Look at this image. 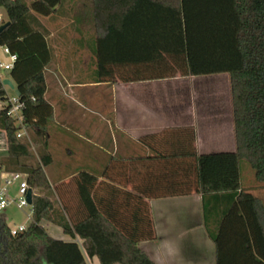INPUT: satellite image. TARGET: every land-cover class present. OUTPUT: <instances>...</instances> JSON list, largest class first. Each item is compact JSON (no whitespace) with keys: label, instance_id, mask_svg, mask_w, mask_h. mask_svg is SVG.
Segmentation results:
<instances>
[{"label":"trees","instance_id":"1","mask_svg":"<svg viewBox=\"0 0 264 264\" xmlns=\"http://www.w3.org/2000/svg\"><path fill=\"white\" fill-rule=\"evenodd\" d=\"M66 1L0 0L10 21L0 32V45L16 55L6 77L24 102L21 123L0 110L7 147L0 167L23 172L32 189L30 221L23 230L12 234L0 212V264H84L83 251L100 264H157L139 245L152 237L143 195L192 191L202 193L203 204L213 197L230 201L213 235L216 264H264V200L241 175L250 167L264 187V0H88L98 78L131 82L219 72L229 77L235 151L227 155L233 169L227 180L220 186L201 180L197 155L189 173L172 163L163 165V172L144 173L135 184L138 195L128 192L137 199L131 223L114 217L111 210L118 207L99 196L96 174L81 170L68 182H56L66 174L52 177L46 169L53 160V110L45 97V68L53 50L41 17L60 11ZM7 87L0 81V94ZM208 159L203 155V174H210L204 173ZM70 183L76 191L62 190ZM67 192L75 193L82 207L76 217L66 205ZM108 195L118 196L112 188ZM234 217L243 228L230 239L226 226ZM43 220L58 224L72 239L53 237Z\"/></svg>","mask_w":264,"mask_h":264},{"label":"crops","instance_id":"2","mask_svg":"<svg viewBox=\"0 0 264 264\" xmlns=\"http://www.w3.org/2000/svg\"><path fill=\"white\" fill-rule=\"evenodd\" d=\"M88 8V0H68L60 11L41 17L53 50V60L45 68V97L53 110L49 133L53 160L47 166L48 173L52 177L66 174L57 177L56 182H68L81 170L96 174L99 196L105 203L112 200V205L118 207V211L111 210L114 217L126 223L132 222L137 208L136 197L128 192L138 195L135 184L141 182V175L163 172L165 164H177L183 173H189L197 155L200 179L220 186L227 180L226 173L233 171L227 155L235 151L228 74L176 75L131 82L98 78L88 38L93 32L86 15ZM0 48V59L8 60L4 46ZM87 52L89 62L81 66ZM3 73L6 76L7 71ZM0 136L1 156L7 148L1 128ZM205 154L209 155V164L204 173L210 174H203ZM6 172L0 167V182ZM75 186L70 183L62 190L76 191ZM111 188L118 194L114 199L108 195ZM259 196L264 200L263 194ZM64 197L71 214L78 216L82 207L76 194L67 192ZM143 198L152 237L139 245L153 261L216 264L213 235L230 201L213 197L203 204L199 191ZM42 224L53 237L72 239L58 224L47 220ZM226 228V236L232 239L243 225L234 217ZM76 239L81 243L79 236ZM167 246L172 247L174 255L167 254ZM83 252L84 264H100L96 255L90 257Z\"/></svg>","mask_w":264,"mask_h":264},{"label":"built area","instance_id":"3","mask_svg":"<svg viewBox=\"0 0 264 264\" xmlns=\"http://www.w3.org/2000/svg\"><path fill=\"white\" fill-rule=\"evenodd\" d=\"M5 20V14L0 11V24ZM4 51L8 54V60L0 59V81L2 82L6 77L3 72L9 70L13 66V62L16 58V55L14 53H11L6 46H4ZM4 85H6V87H9V85L6 83H4ZM7 88L5 93L0 94V110L5 109L6 113L10 117L16 120V122L21 123L23 118L22 107L24 105V102L19 99L18 95L15 92L10 95L7 91ZM23 132V129L19 130L17 132V135L19 136ZM13 186L16 187V193L11 196L10 189ZM27 188L28 185L25 174L23 172L9 171L3 173L2 182H0V212H2L11 201H14L18 207L30 205V203H28L26 199ZM25 227V224H19L15 227H10V231L12 234H15L18 231L23 230Z\"/></svg>","mask_w":264,"mask_h":264},{"label":"rangeland","instance_id":"4","mask_svg":"<svg viewBox=\"0 0 264 264\" xmlns=\"http://www.w3.org/2000/svg\"><path fill=\"white\" fill-rule=\"evenodd\" d=\"M0 11L5 14V11H4V9L2 7L0 8ZM5 16H6V14H5ZM2 51H3V49L0 48V56L3 53ZM82 58H83L84 62H82L83 64L81 66H85V64H87L86 62L87 61L89 62V52L84 54ZM206 84L209 85V83H206ZM203 85L205 86V84H203ZM13 92H14V89L9 87V94L12 95ZM31 149L33 151H35V146L33 144L31 146ZM247 168H248L247 172H241L242 179L246 182L247 185L251 186V188H252L254 193H256L258 195L263 194V196H264V188H262L260 186V184L262 185L263 183L256 181L254 179V177H253L252 169L250 167H248V166H247ZM46 169H47V172H49L48 171V167H46ZM34 191H36L37 193H43L44 189L43 188H37ZM15 193H16V189L15 188L10 189V195L11 196H13ZM2 212H5V214H6V219L5 220H6V223L10 227H15V226H17L19 224L27 225L29 223V221H30L31 206L27 205V206H23V207H18L17 204L14 201H11L5 207V209Z\"/></svg>","mask_w":264,"mask_h":264},{"label":"water","instance_id":"5","mask_svg":"<svg viewBox=\"0 0 264 264\" xmlns=\"http://www.w3.org/2000/svg\"><path fill=\"white\" fill-rule=\"evenodd\" d=\"M10 23L9 20L4 21L3 23L0 24V32ZM3 82L8 84L11 88L14 89V92L19 95V90L18 88L14 85V83L12 82V80L8 77H5L3 79ZM31 196H32V189L28 188L26 191V199L28 203H31Z\"/></svg>","mask_w":264,"mask_h":264},{"label":"clouds","instance_id":"6","mask_svg":"<svg viewBox=\"0 0 264 264\" xmlns=\"http://www.w3.org/2000/svg\"><path fill=\"white\" fill-rule=\"evenodd\" d=\"M167 254H168L169 256L174 255V250L172 249L171 246H167Z\"/></svg>","mask_w":264,"mask_h":264}]
</instances>
